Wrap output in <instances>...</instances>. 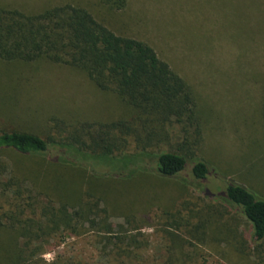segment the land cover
I'll list each match as a JSON object with an SVG mask.
<instances>
[{"label":"rangeland","instance_id":"rangeland-1","mask_svg":"<svg viewBox=\"0 0 264 264\" xmlns=\"http://www.w3.org/2000/svg\"><path fill=\"white\" fill-rule=\"evenodd\" d=\"M62 2L84 6L114 33L149 44L187 82L201 121L191 150L210 174L193 183L189 165L180 175L191 182L186 186L174 180L179 176L166 179L150 172V159L144 170L139 159L135 165L141 167L130 168V180L95 179L84 169L2 152L27 180L17 198L25 200L29 180L37 177L40 183L33 184L41 201L36 211L46 204V194L56 202L80 200L106 208L109 238L121 248L116 264H130L129 259L133 264H264V250L251 243L246 218L222 202L228 180L264 197V0H124L120 8L112 6L113 0H0L26 10ZM0 113V129L59 140L71 128L100 147L95 138L99 125L127 117L129 110L117 94L97 88L81 69L41 59L18 65L0 60ZM163 124V135L144 139L147 150H178L181 124L175 118ZM101 135L125 152L140 150L134 129L111 134L105 128ZM30 194L33 198L36 193ZM4 199L12 205L11 197ZM120 232L127 239H117ZM97 236L88 230L54 237L42 257L52 262L62 254L83 264H108L117 255L104 253Z\"/></svg>","mask_w":264,"mask_h":264},{"label":"trees","instance_id":"trees-1","mask_svg":"<svg viewBox=\"0 0 264 264\" xmlns=\"http://www.w3.org/2000/svg\"><path fill=\"white\" fill-rule=\"evenodd\" d=\"M111 3L116 8L124 6V0ZM36 9L26 10L0 3V60L18 65L43 59L79 68L97 88L117 94L129 113L127 117L99 125L100 131L95 138L102 143L100 147L92 146L71 128L68 135L59 140L28 131L0 129V264H83L62 254L52 262H46L42 255L50 239L67 234L80 235L88 230L96 232L97 245L104 253H116V258H107L108 264H116L122 258L118 256L121 248L109 238L112 227L107 221L106 208L99 209L92 203L82 204L80 200L56 202L46 194V204L36 211L41 201L36 200L37 193L41 191L35 189L41 180L32 177L25 200L17 198L27 180L16 174V166L5 161L2 152L39 158L45 165L47 162L73 170L84 169L95 179L120 181L132 179L130 168L141 167L135 165L136 160L144 162L145 170L146 159H150V172L166 179L179 176L174 180L190 186L186 177H180L189 165L193 183L206 180L210 174L206 162L195 157L191 150V143L198 141L201 129L196 97L187 82L159 58L153 47L136 38L114 33L84 6L62 2ZM261 110L264 121V96ZM169 118H175L184 133L178 150H147L145 140L163 135V122ZM191 121L196 124L194 133L190 130ZM105 128L111 134L117 129H134L140 150L128 153L120 146L115 147V143V146L109 144L106 136L98 137ZM111 138L116 141L113 136ZM112 164L116 165L113 171H109L108 166H114ZM7 172L11 177L5 179ZM197 185L195 188L201 190ZM225 185L227 200L221 201L238 209L246 218L250 224L251 243L263 251L264 197L232 180ZM30 191L36 193L33 198ZM5 196L11 197L12 205L5 204ZM85 223L88 228L84 227ZM122 233L117 239L126 238ZM175 243L173 248L177 246ZM122 252L127 255L128 249L124 248ZM129 261L133 264L132 259Z\"/></svg>","mask_w":264,"mask_h":264}]
</instances>
